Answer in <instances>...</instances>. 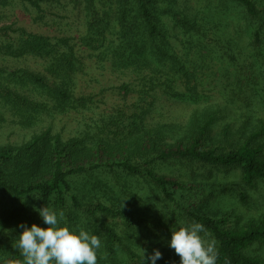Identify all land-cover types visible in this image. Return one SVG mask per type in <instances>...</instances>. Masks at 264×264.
Segmentation results:
<instances>
[{
	"label": "trees",
	"instance_id": "16d2710c",
	"mask_svg": "<svg viewBox=\"0 0 264 264\" xmlns=\"http://www.w3.org/2000/svg\"><path fill=\"white\" fill-rule=\"evenodd\" d=\"M56 3L55 0H0V8L20 4L27 13L37 14L34 15L35 21H39L37 24L49 26L51 15L56 14L52 10ZM218 3L213 8L200 10L196 16L197 13L194 15L195 11L188 7L189 15L184 9L181 14L176 0H74L78 19H81L75 37L41 36L18 30L22 38L8 46V55L16 59L33 56L47 62V75L27 69L9 73L0 70V79L6 76L7 80L5 86L0 84V106L9 110L14 122L23 129H33L45 118L55 120L56 116L93 109L96 105L94 96H78L76 80L81 75L78 65L87 62L83 54L110 74L134 80L131 84H122L120 90L126 96L137 94L138 100L133 115L114 110L115 113L106 120L94 123L96 131H87L78 137L65 139L49 127L34 134L26 143L0 144V264H22L23 257L15 247L23 231L19 227L22 223L28 227L34 223L48 227L36 209L47 207L63 211L67 222L76 227L102 230L99 211L110 210L102 205L96 210L84 208L77 196L86 187L113 197L120 195L129 205L144 207L142 213L151 203H143L142 198H154L156 193L150 194L153 190L159 191L157 199L162 203L175 207L182 199L196 195V186L188 187L175 179L156 175L154 169L158 163L188 161L208 168L238 167L245 187L264 184V146L261 144L264 128L239 147L219 152L210 149L216 114L208 110L198 117L202 118V124L192 130L189 141L172 148L163 145V128L155 130L145 123V117L159 96L190 100L177 83H184L185 89L192 92L187 85L197 68L188 67L186 59L189 60L191 54L205 58L202 56L208 43L205 35L221 31L220 26H224L220 10L226 12L233 5L241 7V14L250 22L251 28L260 27L255 30L257 48L262 41L264 45V38H261L264 9L260 10L257 0H219ZM180 15L185 17L180 18ZM50 20L55 22L53 18ZM180 44L187 47L186 53L179 50ZM239 45V40L233 44L236 54ZM226 74L221 76H228ZM204 117L207 120L204 121ZM4 121L0 117V122ZM125 121L131 128L125 126ZM121 126L129 129L127 139H121ZM136 132L140 136H134ZM133 190L138 195H134ZM199 192L203 196L205 190L202 188ZM231 198H238L244 207L248 205L247 193L240 190L225 193L224 201ZM170 212L171 217L167 215L169 225H186L187 220L190 224L204 225L207 233L204 238L215 241L217 264H264V258L258 255L264 245V217L242 225V218L236 213L210 218L189 212L178 214L176 218V212ZM119 214L124 226L130 227L131 219L128 217L127 220L125 214H132L128 211ZM134 217L143 219L138 214ZM107 241L112 255L115 246L123 242L114 232L107 235ZM126 254L133 264H143L142 258L135 260L132 250L128 249Z\"/></svg>",
	"mask_w": 264,
	"mask_h": 264
},
{
	"label": "rangeland",
	"instance_id": "374dc122",
	"mask_svg": "<svg viewBox=\"0 0 264 264\" xmlns=\"http://www.w3.org/2000/svg\"><path fill=\"white\" fill-rule=\"evenodd\" d=\"M55 1L58 3L54 4L52 10L57 15H51L50 19H55V22L53 23L49 19V26L37 24L36 22L39 21L34 19V15L37 14L27 13L20 4L14 5L13 8H0V70L9 73L27 69L32 73L47 75L45 71L47 62L44 59L33 56H25L20 59L12 58L8 55L10 51L8 46L22 38L18 30H25V32L41 36L75 37L78 32L77 23L81 19H78L79 12L74 7V0ZM176 1L181 14L185 10L189 15L188 7L195 11L194 15L197 13L196 16L200 10L213 8L214 5L219 4V0ZM257 4L263 11L264 0H257ZM44 8L48 9L47 6ZM230 9H226V12L220 10L221 14L219 15L224 17V26H220L221 31L205 35L208 42L207 47L202 50V56L205 58H196L191 54L189 55L190 59H186L188 67L197 68L192 80L187 85L192 92L185 89L184 83L177 84L183 87L181 91L186 92L187 96L191 97L190 100H177L171 95L159 96L145 117L148 128L153 127L155 130L163 128L161 132L162 137L165 138L164 146L172 148L180 142H188L196 127L201 126L202 118L198 117L205 113L204 110L216 114L210 135L212 138L210 140H213L210 141L212 150L221 152L237 148L251 135L264 128V45L262 41L260 48H257L255 39V30L260 27L251 28L250 22H247L241 14L243 10L241 7L233 5ZM183 17L185 16L180 15V18ZM190 17L192 18V16ZM262 17L264 18V14ZM261 32L263 40V29ZM238 40L240 48L238 47L239 51L236 54L233 44H237ZM61 48L64 49L63 46H60ZM214 49H219L221 56ZM179 50L182 52L184 50L186 53L187 47L180 44ZM79 53L82 54V52ZM83 57L87 62L78 65L79 72H81L80 77L76 80L78 96H94L96 105L93 109L56 116L55 120L45 118V121L37 127L26 130L14 122L9 110L0 106V117L5 119L3 123L0 122L1 145L26 143L31 140L34 134L49 127H52L54 133H60L65 139H70L86 134L87 131L95 130L94 123H101L102 119L106 120L108 116L115 113L114 110H120L129 115L136 112L137 94L126 96L120 90L122 84H131L134 80L120 78L119 74H110L87 54H83ZM226 73L228 76H221V74L227 75ZM237 79L239 80L236 82ZM0 84L2 86L7 84L6 76H3L2 80L0 79ZM205 120L207 119L204 117ZM124 123L125 126L131 128L127 121ZM121 130L124 134L121 139H127L129 129L121 126ZM134 136H140V133L136 132ZM261 138L263 139L261 144L264 146V135ZM206 146L208 148L209 142ZM156 151L159 152L157 147ZM154 170L160 177L175 179L188 187L196 186L198 188L197 191H194L196 195L191 194L188 200L182 199L181 204L184 206L178 204L175 207L170 203H162L160 199H157L158 190H153V193L150 194L156 193L154 198L151 196L142 198L143 203L151 202L150 207L142 213L144 207L129 205L126 198L120 195L113 197L87 187L78 193L77 198L84 208L89 207L91 210H96L102 205L105 209L110 210L108 212L99 211L102 230H87L98 235L102 241V247L98 252V264H133L127 257L128 249L133 251L137 261H141L143 249L146 250V256L158 249L163 253V257L157 261V264H180V257L174 249L169 247L168 242L171 239L172 231L186 227L190 222L187 220L188 224L186 225L180 223L169 225L167 215L171 214V210L176 212V218L179 217L178 214L181 216L189 212L206 215L210 218H220L224 214L236 213L242 218L240 222L242 225L264 217V184L258 183L254 188L245 187L242 182L241 169L238 167L208 168L197 162L183 161L182 163H158ZM202 188L205 193L200 196L199 190ZM231 190L247 193L248 205L244 207L238 198L224 201L225 193ZM133 191L134 195H138L136 190ZM80 196L85 197L80 198ZM125 211L132 215L125 214ZM120 212L126 215L127 220L130 217V227L124 226ZM135 214L141 215L143 219L135 218ZM139 225L143 227L139 228ZM61 226L81 228L67 222L65 217ZM131 227L133 229L129 231ZM110 232L117 234L118 238L120 237L123 241L115 246L114 256L107 248V235ZM258 255L264 258V245L258 250Z\"/></svg>",
	"mask_w": 264,
	"mask_h": 264
},
{
	"label": "clouds",
	"instance_id": "9594fccd",
	"mask_svg": "<svg viewBox=\"0 0 264 264\" xmlns=\"http://www.w3.org/2000/svg\"><path fill=\"white\" fill-rule=\"evenodd\" d=\"M36 211L48 227L35 223L31 227L25 223L19 226L23 231L15 247L23 257L22 264H98V252L102 247L98 235L83 228L61 226L63 211L47 207ZM206 235L204 225L193 222L172 231L168 245L180 257V264H217L215 241L205 239ZM145 253L143 249V264H157L163 257L158 249L147 256Z\"/></svg>",
	"mask_w": 264,
	"mask_h": 264
}]
</instances>
